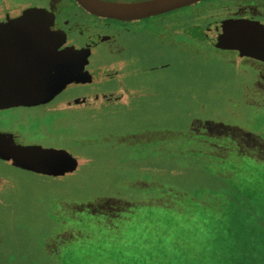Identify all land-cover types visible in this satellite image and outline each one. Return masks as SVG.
I'll return each mask as SVG.
<instances>
[{
    "label": "rangeland",
    "instance_id": "rangeland-1",
    "mask_svg": "<svg viewBox=\"0 0 264 264\" xmlns=\"http://www.w3.org/2000/svg\"><path fill=\"white\" fill-rule=\"evenodd\" d=\"M185 18L186 26L191 19ZM256 23L264 32V19ZM173 29L167 28V46L160 49L164 59L176 61L166 75L171 79L166 87L145 86L141 99L122 100L132 114L117 105L111 113L90 107L64 116L56 111L52 136L33 134L34 125H28L29 139L53 146L50 154L70 153L75 162L48 166L1 155L0 175L9 182L0 189V264H264V157L246 152L237 155L242 159L234 173L219 170L207 157L223 160L224 150L215 148L221 138L228 145V137L224 131L202 139L200 132L219 123L260 135L250 123L255 113L264 115V99L252 96L264 91V72L242 77L238 68L249 64L232 56L225 63L219 57L225 53L196 40L200 32L185 41L190 49H170ZM151 39L149 50L158 52ZM184 51L193 59L187 74ZM81 52L85 62L99 59L94 48ZM191 78L197 97L181 98ZM74 87L62 95L79 90ZM114 204L123 213L109 214L104 221L117 224L108 229L100 212ZM105 235L120 241L110 247Z\"/></svg>",
    "mask_w": 264,
    "mask_h": 264
},
{
    "label": "flooded vegetation",
    "instance_id": "flooded-vegetation-1",
    "mask_svg": "<svg viewBox=\"0 0 264 264\" xmlns=\"http://www.w3.org/2000/svg\"><path fill=\"white\" fill-rule=\"evenodd\" d=\"M201 8L216 12L206 14L199 12ZM172 16L175 19H168ZM185 16L191 19L186 26L184 23L189 20ZM260 18L264 19V0H201L190 6L137 20L100 17L83 9L75 0H0V45L4 46L0 53L4 57L0 60V95H7L0 100V158L3 155L17 161H36L19 154L53 155L48 153L53 146L28 138L30 133L27 127L34 125L36 133L33 134L52 136L55 121L51 115L56 111L64 116L71 110L76 112L90 107L111 113L113 106L117 105L123 112L132 114L122 100L141 99L145 94L141 90L145 86L166 87L171 79L166 75L172 72L176 61L164 59L165 52L160 50L167 46L163 38L167 36V28H174L169 36L170 49L189 48L185 41L187 43L200 32L201 38L197 37L196 40L206 42L216 52L225 53L219 55L225 63L232 56L249 64L238 68H243L240 72L242 77L246 72L251 74L252 70L255 75H262L263 60L241 56L237 50L219 48L206 36L210 24L226 20L255 26L264 33L256 23ZM150 24L157 28L154 32L150 30ZM35 32L42 36L32 35L14 47L8 45L9 40H19ZM149 39L153 40V47H157L158 52L149 50ZM83 47L94 48L99 59L85 62L81 55ZM183 53L186 55L180 54L182 57H188L183 58L187 74L193 59L190 60L192 57H189L191 54H187L188 51ZM189 83L190 89L181 98L197 97L195 78H191ZM69 87H78L79 90L71 93V96L62 95ZM260 90H254L253 99H264V91L259 93ZM56 98L58 100L55 102ZM261 114L255 113L250 123L255 130L260 129V135L256 138L238 129H226V125L219 123H209L206 133L218 136L225 131L228 146L234 142L263 158L264 126L260 122L264 120V115ZM189 127L191 132L198 130L193 125ZM200 127L204 129L206 124H200ZM207 142L213 146L211 139ZM58 150L67 153L64 148ZM68 155L75 160V156ZM8 163L21 169L19 165ZM8 182L9 179L0 175V189Z\"/></svg>",
    "mask_w": 264,
    "mask_h": 264
},
{
    "label": "water",
    "instance_id": "water-1",
    "mask_svg": "<svg viewBox=\"0 0 264 264\" xmlns=\"http://www.w3.org/2000/svg\"><path fill=\"white\" fill-rule=\"evenodd\" d=\"M75 1L86 11L100 17L137 20L190 6L201 0H139L135 2H114L107 0ZM32 35L40 36L41 34L35 32L25 37H20L19 40H9L10 42H8V45L14 47L21 43L23 39L26 40L33 37ZM206 36L219 48L237 50L241 56L247 55L264 61V33L259 32L255 26L226 20L210 24ZM3 47L0 45V53L4 50ZM3 58L4 57L0 55V60ZM6 96L7 95H0V100L4 99ZM19 155L21 157H32L37 162L48 166L56 163L65 164L75 162L70 155L64 157L54 154L41 156L35 153H21Z\"/></svg>",
    "mask_w": 264,
    "mask_h": 264
},
{
    "label": "trees",
    "instance_id": "trees-1",
    "mask_svg": "<svg viewBox=\"0 0 264 264\" xmlns=\"http://www.w3.org/2000/svg\"><path fill=\"white\" fill-rule=\"evenodd\" d=\"M192 133V132H191ZM201 135V134H200ZM202 139H205V138H207V134H204V133H202ZM218 144H219V146H218V148L216 147L215 148V150H218V151H221V149H223L224 151V153H225V155H224V157H223V160H218V161H216L215 159H211L212 158V155H208V157H207V160L211 163V165H216V167H217V169H221L222 171L223 170H227V171H230V172H232V173H234L235 172V167L233 166L234 164H238V162L242 159L241 157H242V154H244V153H246V152H249V153H251V150L250 149H248L247 147H244V146H242V147H240V146H238V145H236V143H234V142H232V145L230 146V147H228V145H226V144H224V140H223V138H221V141H218ZM221 148V149H220ZM222 152V151H221ZM237 155H241V157H239V156H237ZM253 154H251V156H252ZM210 156V157H209ZM226 156V157H225ZM228 157V159H229V162H226V158ZM235 158H237V161H233V159H235ZM230 165V166H229ZM231 168H233V170L231 169ZM178 195V194H177ZM181 195V194H180ZM207 196H209V195H207ZM196 200H198V197L196 198V197H194L191 201V204H194V202L196 201ZM201 202V200L199 201V203ZM199 203H197L198 204V206H200V204ZM202 203V202H201ZM206 204H208V202H206ZM112 205V204H111ZM111 205H109L108 207H107V209L105 210V212H103V211H101L100 212V214L101 215H103V218L101 219L102 220V222H103V224L104 225H107V226H105V227H107L108 229H112V228H116V220L117 219H114L115 220V222L113 221V223L115 224V225H109L107 222H105L104 220H106V219H110L109 217L111 216V212L113 213L114 211H115V213H118L119 211H121V210H119V205L117 204H114V206H111ZM205 205V204H204ZM141 207H143V206H141ZM99 210H104L103 208H99ZM117 211V212H116ZM186 212H188V211H184V212H182V215H181V217H183L184 216V213H186ZM123 212L121 211V214H122ZM125 213V212H124ZM91 214H93V213H91ZM109 214H110V216H109ZM214 214H211L210 213V218H214V216H213ZM93 216H94V214H93ZM116 216H117V214H116ZM116 218V217H115ZM111 219H113V218H111ZM120 221V220H119ZM198 225V224H197ZM104 239V243H106V244H108L110 247L112 246H115V244H116V241H120L117 237H115V236H107V235H105V238H103ZM125 243V242H124ZM120 245H121V242H120V244H119V249L121 250L122 249V251H125L126 250V248H127V244H126V246H121L120 247ZM117 247V246H116ZM122 253H124V252H119V254L121 255ZM114 255H117V254H114Z\"/></svg>",
    "mask_w": 264,
    "mask_h": 264
}]
</instances>
